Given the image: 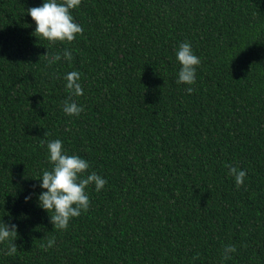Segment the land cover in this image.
<instances>
[{
  "label": "trees",
  "instance_id": "16d2710c",
  "mask_svg": "<svg viewBox=\"0 0 264 264\" xmlns=\"http://www.w3.org/2000/svg\"><path fill=\"white\" fill-rule=\"evenodd\" d=\"M41 3L0 0V220L17 226L0 264H264V0H81L70 43L34 33ZM185 41L191 86L176 83ZM73 70L84 111L69 117ZM53 139L107 181L64 230L37 202Z\"/></svg>",
  "mask_w": 264,
  "mask_h": 264
},
{
  "label": "clouds",
  "instance_id": "9594fccd",
  "mask_svg": "<svg viewBox=\"0 0 264 264\" xmlns=\"http://www.w3.org/2000/svg\"><path fill=\"white\" fill-rule=\"evenodd\" d=\"M80 3L81 0H42L40 6L28 8L27 15L35 23L34 33L49 43L72 42L83 31L72 15V10L78 8ZM174 54L180 66L176 74V83L194 85L200 58L194 53L191 43L187 41L180 43L174 49ZM61 58V54L53 53L48 57L47 63L53 65ZM63 59L71 61L72 54L69 50L63 51ZM80 78L81 73L76 70L69 71L63 76L69 99L63 102L62 111L69 117L79 116L84 111L82 105H78L74 99H71L84 94ZM185 91L191 94L193 88L186 87ZM46 152L51 167L42 170L38 179L41 191L37 195V202L39 208L48 214L53 228L64 230L72 218L88 210L90 200L86 189L94 186V190L100 192L107 181L95 171H88L90 164L86 159L76 154L69 155L60 139L47 141ZM228 174L233 177L237 187H240L246 178V172L234 166L228 167ZM30 198L31 195L25 196V202H28ZM49 212L52 213L51 216ZM16 231V224L4 223L0 220V243L11 241ZM54 244L53 239L47 241L48 248L53 247ZM16 252L17 247L11 241L4 255L12 256ZM235 252L234 245H225L221 260L230 259L231 254Z\"/></svg>",
  "mask_w": 264,
  "mask_h": 264
}]
</instances>
